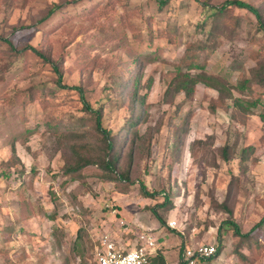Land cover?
<instances>
[{
    "label": "rangeland",
    "instance_id": "1",
    "mask_svg": "<svg viewBox=\"0 0 264 264\" xmlns=\"http://www.w3.org/2000/svg\"><path fill=\"white\" fill-rule=\"evenodd\" d=\"M226 1L169 0L160 8L157 0H0V264H97L106 239L123 251L138 247L142 235L153 236L138 231L161 224L155 212L166 219L163 228L180 233L183 246L170 245V263L179 257L180 263L187 249L213 244L222 264H242L232 256L233 229L246 234L264 217V106L241 126L222 110L210 113L217 92L203 85L192 99L166 95L186 46L205 40L210 29L211 19L201 28L211 14L205 3ZM246 1L264 7V0ZM54 5L61 8L46 19ZM229 11L241 20L238 35L220 38L199 61L207 73L237 85L244 72L231 64L254 68L251 52L264 57V33L249 11ZM32 49L59 65L63 86L81 87L91 107L102 109L104 128L118 133L131 117L140 118L127 193L93 166L83 181L62 175L66 144L50 123L63 126L85 116L82 101L76 91L56 86L52 65ZM117 78L128 87H118ZM137 88L144 104L133 114ZM254 94L264 103L263 90ZM227 144L229 162L220 155ZM249 146L254 151L241 164ZM141 184L153 198L144 197ZM165 198L174 201L168 213L160 206ZM223 203L229 213L217 206ZM160 237L153 236L156 254L165 252ZM261 242L253 264H264Z\"/></svg>",
    "mask_w": 264,
    "mask_h": 264
},
{
    "label": "trees",
    "instance_id": "2",
    "mask_svg": "<svg viewBox=\"0 0 264 264\" xmlns=\"http://www.w3.org/2000/svg\"><path fill=\"white\" fill-rule=\"evenodd\" d=\"M157 1L160 4V8H163L169 2V0ZM231 7L245 9L252 13L257 19L260 31L264 33V7H255L246 0H227L220 7L210 6V3H205L204 8L207 11H211V14L209 15V18H206L201 28L205 30L207 20L211 19L212 22L210 29L207 32L205 40L197 41L195 43L192 42L186 46L184 56L177 66L176 75L168 87L166 95L175 96L176 94L183 93L186 98L192 99L195 95L197 86L203 85L206 88L217 92V97L211 101L208 108L211 114H216L219 110H222L230 115V119L234 124L246 126L250 116L255 115V110L260 105L264 106L261 96L258 98L250 97V95H255L254 91L256 89L264 91V57L260 52L252 51L251 57L257 63L254 68L249 70H246L244 65L239 61H234L231 64L230 68L232 71L244 72L242 78L238 80L237 85H232L230 80L223 76L207 73L205 66L199 61L203 51L215 50L220 38L226 37L234 40L238 35L241 20L230 14L229 10ZM60 8L61 6L54 5L46 16V19L55 14ZM6 42L9 44L10 50L16 53V47H14L11 42ZM32 50L40 58L52 65L55 73L58 75V85L56 86H58L59 89L76 91L82 101L81 111L85 116L78 117L75 121H71L63 126L50 123V127H54L56 131L61 133V138H63L66 144V153L62 156V175L64 177H70L73 181H83L85 179L83 172L87 168L93 166L102 171L101 178L106 182L113 183L115 188H118L119 191L127 193L131 185L130 177L134 158V145L138 142V138H140V133L138 131L140 118L138 121H135L134 116L131 117L128 123L118 133H113L112 130L104 128L102 124V109L95 110L91 107L86 101L84 90L81 87L63 86V75L60 71L59 65L41 51H38L37 49ZM19 56H21V54ZM116 85L118 87L122 86V89L128 87L127 82L118 78ZM147 85L150 88L151 80H149ZM235 91H239L240 96H236ZM131 96H135V101L134 99H131V101L134 102H132L133 108H131V110L133 114H136L138 104H141L142 108L144 102L138 101L137 99L138 88ZM33 98L34 97H32L30 102L33 101ZM259 118L264 126V110L259 114ZM188 120L189 115L186 117V121ZM187 129L188 127H185L182 130V135L183 133H187ZM176 138L178 142L180 133H177ZM129 142L130 146H127ZM201 143L202 142H198V144ZM192 147L194 148L195 146ZM230 150L231 147L229 144L220 150L221 158L225 162L231 160ZM253 151V146H249L243 150L239 159L241 164L248 161ZM21 170L23 173L20 174L23 175L24 170ZM141 190L144 197L153 198V195L148 192L144 184H141ZM230 192L231 186L229 187V193ZM160 206L163 208L164 212L168 213L174 208V201L173 199L168 201V199L165 198V202ZM217 206L225 210L227 213L230 212L226 207V203ZM155 216L162 226H166L165 218L156 212ZM228 224L232 225L226 223L227 229L229 228ZM233 230L234 236L238 238L233 254L240 259L242 264H253L260 256V253L257 254L258 251H256V248L258 247L260 249L262 247L261 241L264 240V217L259 223H257L251 232L243 234L237 226H235ZM224 232L226 233L227 231ZM260 233L263 235V239H261L262 237H259ZM177 234L180 235V233ZM245 249L248 250V254L243 252ZM74 250H76V248ZM219 256L220 250L217 251V254L214 257L200 260L197 264H203L204 262L206 264H213L218 260ZM150 262L151 264H167L162 252L153 255L150 258ZM179 264H183V262H180Z\"/></svg>",
    "mask_w": 264,
    "mask_h": 264
},
{
    "label": "built area",
    "instance_id": "3",
    "mask_svg": "<svg viewBox=\"0 0 264 264\" xmlns=\"http://www.w3.org/2000/svg\"><path fill=\"white\" fill-rule=\"evenodd\" d=\"M177 222L170 221L169 226L176 228ZM141 244L132 250H119L115 244L107 239L102 242L104 248L99 250L96 258L97 264H151L150 258L156 254L157 243L153 236L142 235ZM215 245H201L184 251L181 262L183 264H197L200 260H206L217 254Z\"/></svg>",
    "mask_w": 264,
    "mask_h": 264
},
{
    "label": "crops",
    "instance_id": "4",
    "mask_svg": "<svg viewBox=\"0 0 264 264\" xmlns=\"http://www.w3.org/2000/svg\"><path fill=\"white\" fill-rule=\"evenodd\" d=\"M151 227H152L151 229H140V231H138V233L143 232L142 230H145V231H152L154 237L161 235V237H160L161 241L159 243L160 247H158V248H161L162 250L165 251L164 253L163 252L162 253H163L164 256L167 257V261H168L167 264H179L178 260H179L180 257L177 258V260H175L172 263H170L169 260H168V255L170 254V252L174 251V250L173 251H169V248H170L171 244H173V246H175V248H179L182 245V241H181L180 236H178V234L176 232H174V230H172V232L171 231H167L165 228H163L164 226H162L161 224H158V227H157V225L154 226V227L153 226H151ZM175 234H177V235L175 236ZM243 252H246V251L244 250ZM175 253H177L176 250H175ZM232 256H234L233 252H232ZM222 263L223 262H221V256H219V258L217 260V264H222Z\"/></svg>",
    "mask_w": 264,
    "mask_h": 264
}]
</instances>
